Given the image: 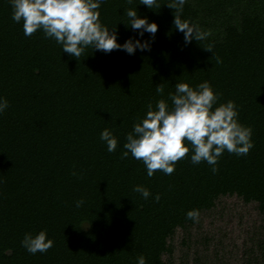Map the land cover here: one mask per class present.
<instances>
[{
  "label": "trees",
  "instance_id": "1",
  "mask_svg": "<svg viewBox=\"0 0 264 264\" xmlns=\"http://www.w3.org/2000/svg\"><path fill=\"white\" fill-rule=\"evenodd\" d=\"M139 3L105 0L100 20L119 44L131 37L148 41L150 51L88 48L75 59L42 31L26 37L9 0H0V97L9 105L0 114V264H137L140 255L147 264H174L175 234L190 241L198 224L186 219L188 210L201 216L219 198L236 197L264 215V0H187L181 18L208 34L188 44L173 24L171 0L152 9ZM135 7L158 25L154 39L128 26L126 10ZM205 80L218 103L234 101L239 122L252 128L248 155L225 151L213 174L206 162L191 163L189 144L171 175L152 177L141 161L122 156L149 102L167 100L175 83ZM105 128L119 141L115 152L99 139ZM136 185L152 195L144 199ZM45 229L53 247L28 253L24 234ZM259 232L242 264H264Z\"/></svg>",
  "mask_w": 264,
  "mask_h": 264
},
{
  "label": "clouds",
  "instance_id": "2",
  "mask_svg": "<svg viewBox=\"0 0 264 264\" xmlns=\"http://www.w3.org/2000/svg\"><path fill=\"white\" fill-rule=\"evenodd\" d=\"M105 0H9L11 19L22 23L26 37L37 31H42L46 39H52L61 46L62 52L77 59L86 49L103 51L105 54L113 50H123L129 55L136 50L150 51L148 41L129 38L123 44L117 42L116 30L104 25L100 20L101 5ZM187 0H171L167 6L175 9L173 24L183 33L184 43L192 40H202L208 35L197 25L183 20L181 14ZM131 4L132 0H128ZM148 9L159 7L157 0H140ZM128 26L139 30L137 35L143 37L147 32L154 39L158 30L155 22H149L147 17L141 18L137 8L126 10ZM207 51H211L208 49ZM175 91L168 93V99H158L146 105L147 111L139 122L134 123L132 131L126 134V143L122 156L129 155L141 161L152 177L157 170L165 175L175 171L177 161L189 154L190 161L196 165L206 162L211 166L213 174L218 172V161L224 152L236 156H246L254 147L253 130L239 122V112L234 101L218 103L220 94L215 92L210 83L205 80L195 87L185 82L175 83ZM158 94L164 93L163 84L155 87ZM169 100L171 104H169ZM218 105V106H217ZM8 101L0 97V114L8 108ZM99 139L106 145L109 153L117 150L119 141L113 132L107 128L101 131ZM75 174V173H74ZM133 190L140 193L144 199L152 194L143 185L134 186ZM154 200L159 202L160 195ZM83 200L76 201L80 207ZM186 219L199 223L200 210L191 209L186 212ZM21 246L35 255L43 254L53 247L54 241L48 238L47 230L37 234L25 233ZM137 264H147L143 255L137 257Z\"/></svg>",
  "mask_w": 264,
  "mask_h": 264
},
{
  "label": "rangeland",
  "instance_id": "3",
  "mask_svg": "<svg viewBox=\"0 0 264 264\" xmlns=\"http://www.w3.org/2000/svg\"><path fill=\"white\" fill-rule=\"evenodd\" d=\"M262 226L264 215L255 204H244L236 197L219 198L216 207L202 214L197 226L191 229L190 241L182 239V233L177 231L171 258L174 264H196L194 259L200 257L208 259L205 264H242L253 245L254 231L264 233Z\"/></svg>",
  "mask_w": 264,
  "mask_h": 264
}]
</instances>
